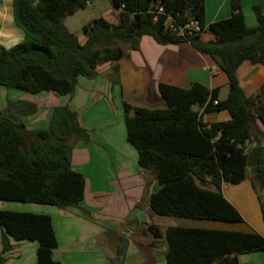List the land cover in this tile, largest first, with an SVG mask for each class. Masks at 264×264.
<instances>
[{
  "label": "trees",
  "instance_id": "trees-1",
  "mask_svg": "<svg viewBox=\"0 0 264 264\" xmlns=\"http://www.w3.org/2000/svg\"><path fill=\"white\" fill-rule=\"evenodd\" d=\"M88 1L11 0L13 21L25 37L9 47L0 45V85L32 94H72L79 76L91 77L100 63L119 60L122 45L137 49L143 35L161 44L189 41L226 75V98L219 100L218 88L199 82L187 88L159 83L164 108L123 102L126 138L138 164L156 176L148 199L155 215L242 222L222 185L245 179L246 146L260 148L264 139V83L248 97L236 75L245 60L264 65V13L259 5L253 6L254 26L245 24L241 0H230L229 17L206 25L204 0H110L120 10L117 22L94 17L82 26L86 39L80 43L64 20ZM157 1L163 14L154 20L151 9ZM167 16L177 26L196 19L201 31L180 35L165 27ZM204 31L214 39L202 40ZM221 110L228 112V120L203 121L204 113ZM76 133L87 135L67 105L55 107L49 125L38 129L0 112V200L78 206L85 178L71 162ZM252 182L264 190L261 158ZM260 206L264 221L261 200ZM10 237L38 243L34 264H61L52 256L57 239L50 215L0 209V264L13 247ZM165 239L166 264H239L238 254L264 250V235L256 231L169 225Z\"/></svg>",
  "mask_w": 264,
  "mask_h": 264
},
{
  "label": "crops",
  "instance_id": "crops-1",
  "mask_svg": "<svg viewBox=\"0 0 264 264\" xmlns=\"http://www.w3.org/2000/svg\"><path fill=\"white\" fill-rule=\"evenodd\" d=\"M96 1L89 0L86 7L64 20L80 43L86 39L82 26L94 17L103 16L111 23L117 22L120 10L110 0H99L102 8L95 7ZM241 5L245 24L256 25L253 6L259 5L264 13V0H241ZM230 14V0H204L206 25ZM24 37L13 21L11 0H0V45L8 47ZM201 39L206 41L214 39V36L204 31ZM122 48L123 55L119 60L100 63L91 77L79 76L71 97L69 94L42 91L30 93L32 95L22 93L14 100L15 97L8 98L6 88L0 85V96L4 94L0 100V112L12 120L23 122L29 129L46 128L54 108L64 105L77 116L80 111L90 112L87 117L90 114L89 119L98 121L85 126L79 121V116L76 117L86 132H89L88 127L93 130L89 137L88 133L86 136L76 133L77 140L71 153L72 166L85 178L82 202L68 209L34 203L22 207L23 211L50 215L57 239V246L52 250L53 258L61 264H114L112 261L123 255V264H166L164 233L169 225L256 231L264 235L258 199L261 196V202H264V190L252 182L259 158L264 163V139L260 148L254 143L246 146L245 179L238 184L224 182L222 185L224 196L240 211L242 222L176 216H161L160 219L152 212L148 199L157 186L156 176L138 164L137 153L126 138L123 117L120 115L117 121L112 119L106 109L107 99L111 96L116 101L117 111L124 101L134 107L164 108L165 102L158 92L159 83L187 88L193 82H199L210 89L218 88L219 100L226 98L229 85L216 63L194 49L189 41L161 44L152 36L143 35L137 49H130L127 45H122ZM236 75L249 97L264 83V65L245 60L237 68ZM54 99L58 102L54 103ZM17 101L24 103L19 106ZM91 101H103L100 105L104 103L106 107L96 105L99 111L94 109ZM14 103L19 108L14 107ZM193 108L202 110L198 105ZM93 109L97 111L92 112ZM202 119L205 122L225 121L229 114L225 110L207 112ZM89 169L96 172L92 174ZM207 187L212 188L211 185ZM150 226L158 230L159 238L154 239L151 232L155 231H149ZM10 243L13 247L7 252L4 264L36 262V241L10 237ZM1 248L0 243V251ZM122 248L124 251L118 256L117 252ZM238 261L239 264H264V250L238 254Z\"/></svg>",
  "mask_w": 264,
  "mask_h": 264
},
{
  "label": "rangeland",
  "instance_id": "rangeland-1",
  "mask_svg": "<svg viewBox=\"0 0 264 264\" xmlns=\"http://www.w3.org/2000/svg\"><path fill=\"white\" fill-rule=\"evenodd\" d=\"M94 5H95V7H97V6H99L98 8H102L101 7V2L98 0V1H96V3H94ZM97 16V15H96ZM9 47V46H8ZM113 77H114V75H113ZM113 77L111 78L112 80H114L113 79ZM4 87V86H3ZM6 88V92H7V96H8V98H10V99H13V97H15L14 98V100H17L18 99V95H21L22 93H24V95L26 94H28V95H32V94H30V93H28V92H23L22 90H19V89H17V88H8V87H5ZM75 89V88H74ZM49 91V93H57V92H55V91H53V90H48ZM20 92V93H19ZM74 93V91L72 92V94ZM111 93V92H110ZM12 94L14 95V96H12ZM59 93H57V95H58ZM72 94H69V97H71V95ZM51 95V94H50ZM59 95H61V94H59ZM4 98V94H2L1 96H0V100H2ZM115 101V100H114ZM113 101V99H112V97L110 96V99H107V105H108V108L105 106V104L103 103V104H101L100 105V103H102L103 101H91L92 102V104H94V109H97V110H99V106H101V107H106V109L107 110H109L110 111V113H111V115H112V119L115 121H117V119H118V117L121 115L123 118H122V123H123V125H124V127H125V124H124V111H123V103H121L120 104V107H119V111H117V106H118V104L117 103H115ZM24 103V101H20V102H18L17 101V104L20 106V104L21 103ZM54 103H56V102H58L56 99H54V101H53ZM16 103H14V107H18L19 108V106H16L17 105ZM98 106V107H96L95 108V106ZM92 107V106H91ZM93 109V111L92 112H96L97 110H94ZM100 111V110H99ZM82 111H80L79 112V117L76 115V117H78V119H79V121L83 124V125H85V126H90V125H92V124H94L95 122H98V121H96V120H94L93 118L92 119H89L90 118V112H88V113H90L89 114V116L87 117V114L88 113H85V112H82ZM117 113H119V115L117 114ZM93 128V127H92ZM126 128V127H125ZM83 129H85V128H83ZM88 130H89V132H87L88 133V135H87V137H89V136H91V134H92V131L93 130H91V129H89V127H88ZM87 130H85V132H86ZM91 131V132H90ZM76 138H75V140L73 141V145H74V143L76 142ZM131 147V146H130ZM133 147V146H132ZM89 171H90V173H94V172H96L94 169H89ZM87 172V171H86ZM260 200H261V196H260ZM28 204H30V203H22V202H18V201H9V200H0V209H5V210H16V211H23L22 210V207H25V206H27ZM158 216V215H157ZM159 218L161 217V216H158ZM161 219V218H160ZM186 219H188V218H186ZM190 219V218H189ZM190 221H195V220H190ZM127 229H129V228H127ZM166 239H165V233H164V241H165ZM166 242V241H165Z\"/></svg>",
  "mask_w": 264,
  "mask_h": 264
},
{
  "label": "built area",
  "instance_id": "built-area-1",
  "mask_svg": "<svg viewBox=\"0 0 264 264\" xmlns=\"http://www.w3.org/2000/svg\"><path fill=\"white\" fill-rule=\"evenodd\" d=\"M151 12L153 13L154 17L153 19L156 20L159 15L163 14V7L160 5V1H157L153 8L151 9ZM165 27L176 31L180 35L184 34H193L200 32V23L198 20H191L184 25L177 26L174 24L173 18L171 16H167L165 20ZM213 103H217V100H214Z\"/></svg>",
  "mask_w": 264,
  "mask_h": 264
},
{
  "label": "water",
  "instance_id": "water-1",
  "mask_svg": "<svg viewBox=\"0 0 264 264\" xmlns=\"http://www.w3.org/2000/svg\"><path fill=\"white\" fill-rule=\"evenodd\" d=\"M148 230H149V231H151V230H154V231H155V232H151L152 235H153V237H154V239H157V238L160 237V234L158 233V230H157L154 226H150V227H148ZM123 251H124V248L120 249V250L117 252V255L119 256V255L121 254V252H123ZM112 263H114V264H123V263H124V257H123V255H121L120 258L114 259V260L112 261Z\"/></svg>",
  "mask_w": 264,
  "mask_h": 264
}]
</instances>
